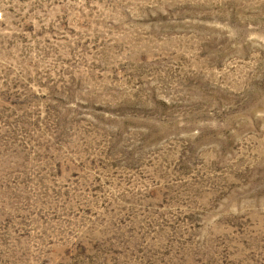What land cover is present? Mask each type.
Instances as JSON below:
<instances>
[{
  "label": "rangeland",
  "instance_id": "374dc122",
  "mask_svg": "<svg viewBox=\"0 0 264 264\" xmlns=\"http://www.w3.org/2000/svg\"><path fill=\"white\" fill-rule=\"evenodd\" d=\"M0 264H264V0H0Z\"/></svg>",
  "mask_w": 264,
  "mask_h": 264
}]
</instances>
